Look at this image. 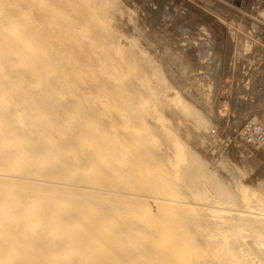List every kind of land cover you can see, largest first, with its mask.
<instances>
[{
	"label": "rangeland",
	"instance_id": "obj_1",
	"mask_svg": "<svg viewBox=\"0 0 264 264\" xmlns=\"http://www.w3.org/2000/svg\"><path fill=\"white\" fill-rule=\"evenodd\" d=\"M10 21L14 33L0 28L12 50L11 67L0 61V134L24 161L0 176L30 171L65 205L61 220L72 215L79 244L97 240L88 253L100 259L243 264L249 250L264 264V237L233 225L247 205L244 216L264 222V144L252 149L240 138L246 120L264 124L263 10L225 0H0V27ZM16 45L31 51L43 81L20 83L29 74L24 65L16 73ZM212 100L224 103L220 121ZM199 117L206 140L220 127L210 150L197 140ZM39 143L51 151L42 161L33 156ZM189 160L227 195L240 191L243 205L228 212L197 174L184 178Z\"/></svg>",
	"mask_w": 264,
	"mask_h": 264
},
{
	"label": "bare ground",
	"instance_id": "obj_2",
	"mask_svg": "<svg viewBox=\"0 0 264 264\" xmlns=\"http://www.w3.org/2000/svg\"><path fill=\"white\" fill-rule=\"evenodd\" d=\"M181 12L184 14L185 11L181 10ZM17 27L18 26H16L15 23L10 21L2 25L0 28L1 30L5 29L7 32L14 33L17 30ZM15 39H16V44H22L23 39L20 36ZM34 52L40 54L39 56L41 57L43 53V48L35 47ZM11 55H12V50H10V46L5 44L4 41L0 40V61H3L6 64V66L8 64L11 67ZM170 59L173 62L172 63L169 60L170 63L176 64V61L172 57ZM23 65L26 66L27 68V70L24 73H28L29 77H25V78L21 77L20 78L21 84H23V81L27 79L29 85L33 86L35 83H39L45 79L44 76L41 74V71L39 70V66L36 64V61L34 60L31 51L22 52L20 50V46L16 45V49L14 50V67L17 74L19 75L22 74V71L19 70V67ZM212 102L214 104V110H215L214 116L216 117L215 120L220 121L222 119L221 116L223 115L221 114V111L223 110L220 109L221 107H223L221 105L223 102L221 104L217 102L215 103V100H212ZM181 104L182 107L186 106L185 102H182ZM205 115L207 116V114ZM19 118L21 117L19 116ZM14 120L15 118L11 119L9 117L10 123H7L8 127H11L10 125L13 124ZM213 122H214L213 124L215 125V121ZM196 124H197L196 133L198 135L197 140L199 141V143L201 144V146L204 148L205 151L210 150L209 147L213 148V143L216 144L219 141L217 136L215 135L216 134L215 130L220 129L219 125L214 126V129L216 127L215 130L209 129L210 127L208 128L209 129L208 140H206L205 138H207V134L203 133L201 129L204 125L205 126L207 125V119H205V117H199ZM261 125L264 126V124ZM240 138L244 142L242 137V130H241ZM19 139L21 138L19 137ZM9 142H11V138H8L6 135L0 134V167H9L10 165L18 166L22 164V162L24 161V155L22 153H16V151L5 149L8 146ZM263 144L259 145V147L262 146ZM50 154L51 151L49 150V148L42 143H39L38 147L33 152L34 158L38 159L39 161L48 158ZM192 162L193 161L189 160L187 164L189 170L183 173L184 178L190 180L191 178L194 177V175L197 174V178L200 185L208 183L214 188L221 202L218 206L220 205L225 206L226 211L228 212L234 211L235 210L234 206L240 207L239 206L241 204L240 201L242 200V198L239 199L238 197L240 195L239 193L240 191L237 194L238 196L233 194L232 196L230 194L227 195L229 190L225 189L222 185L220 186L219 181H218L219 184L217 183V177H215L211 173L204 172L200 164H197L195 166L194 164H192ZM195 170L197 172H195ZM33 171L36 172L38 171V169L33 168ZM57 171H59V169L47 170L46 175L52 176ZM29 175H30V171L19 174L17 177L14 178L11 177L12 179L7 178L4 175L0 176V264H121L120 260L117 261V263H115V261H112L115 259L109 258L110 252L103 254L102 259H100L97 255L95 256V254H89L88 250L95 251L96 249L95 247L98 246L97 240L94 237H92L88 240V245L79 244V240H81L82 238L81 236L76 234V231L74 230L73 225H75V221L73 220L72 215L67 219V221H65L64 219L61 220V216H62L61 210L65 205L59 203L58 195L55 194V192L51 191L50 189L41 190L38 187L41 184L35 183L36 181L34 182L33 178L29 177ZM240 182L241 181H239L238 183L236 182V184L241 185ZM40 191L42 192L40 193ZM199 194L200 196L203 195L202 192H200ZM47 204H52V205L51 207H48ZM211 205H214L213 201L211 202ZM247 206H241L240 210L235 211L238 214L234 215L233 225L236 226L238 231L236 230L233 231L236 232L248 231L251 235H253L254 233H258V235L260 234L264 237V222L259 219L247 218L246 216H244L243 213L245 214L247 213L245 211L246 209H248ZM259 207H262V205H259ZM214 210L216 211L217 209H213V213L215 212ZM217 211H220L219 214L220 213L222 214L221 210H217ZM226 211L224 212V214L228 215L227 214L228 212L226 213ZM210 214L212 215V213ZM228 216H230V214ZM230 226L231 228L233 227L232 223ZM224 229H226V227ZM225 238H223L222 240L224 241ZM233 238H235V236H233ZM234 240L236 241V239ZM216 241H214V243H217L218 247L221 243H223V241L221 242V239L220 240L217 239ZM232 241L230 242L232 243ZM235 241L234 244L238 242V240L236 242ZM238 244L240 243H237L236 244L237 246L235 245L236 251ZM245 245L246 244H244V247ZM220 246L222 247V245ZM260 246H262V244ZM225 251L226 250H224V253ZM247 252H245L247 254L246 255L247 263H245L246 260H244L243 258L242 250L240 252L242 253L241 254L242 257H240V260L243 259L242 261H244L245 264H257L258 257L254 258L251 254ZM224 253L222 254L224 255ZM238 253L239 251H237V254ZM108 258L112 262L109 261ZM228 258L230 257L228 256Z\"/></svg>",
	"mask_w": 264,
	"mask_h": 264
},
{
	"label": "built area",
	"instance_id": "obj_3",
	"mask_svg": "<svg viewBox=\"0 0 264 264\" xmlns=\"http://www.w3.org/2000/svg\"><path fill=\"white\" fill-rule=\"evenodd\" d=\"M242 137L246 146L256 149L264 143V126L251 119L242 125Z\"/></svg>",
	"mask_w": 264,
	"mask_h": 264
},
{
	"label": "crops",
	"instance_id": "obj_4",
	"mask_svg": "<svg viewBox=\"0 0 264 264\" xmlns=\"http://www.w3.org/2000/svg\"><path fill=\"white\" fill-rule=\"evenodd\" d=\"M234 4V6L240 8L243 6L244 2L246 8L249 9L250 12L256 13L259 10L264 11V0H225Z\"/></svg>",
	"mask_w": 264,
	"mask_h": 264
}]
</instances>
